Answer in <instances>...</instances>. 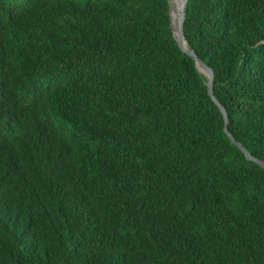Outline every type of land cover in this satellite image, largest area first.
I'll use <instances>...</instances> for the list:
<instances>
[{"label":"trees","instance_id":"obj_1","mask_svg":"<svg viewBox=\"0 0 264 264\" xmlns=\"http://www.w3.org/2000/svg\"><path fill=\"white\" fill-rule=\"evenodd\" d=\"M170 8L0 0V264H264V169ZM185 34L264 161V0Z\"/></svg>","mask_w":264,"mask_h":264},{"label":"water","instance_id":"obj_2","mask_svg":"<svg viewBox=\"0 0 264 264\" xmlns=\"http://www.w3.org/2000/svg\"><path fill=\"white\" fill-rule=\"evenodd\" d=\"M182 3V10H181V15L179 18V24L177 27L174 25V18H173V10H174V5H173V0L172 2L170 1V16H171V29L174 35V38L177 41L178 46L181 48V50L190 56L195 62L198 71L207 79V87L209 91V95L214 101V103L219 107L221 112L223 113L225 120H226V132L230 139L233 141V143L240 148V150L245 154L248 160L256 162L259 164L263 169H264V161L259 160L255 158L241 143H239L235 137L230 133L229 131V117L228 113L225 109V107L222 105V103L216 98L214 94V82H215V73L214 71L206 65L204 61L199 59L197 54L195 53L194 50L190 48L189 42L186 39V34H185V24L187 20V6H188V0H180Z\"/></svg>","mask_w":264,"mask_h":264},{"label":"bare ground","instance_id":"obj_3","mask_svg":"<svg viewBox=\"0 0 264 264\" xmlns=\"http://www.w3.org/2000/svg\"><path fill=\"white\" fill-rule=\"evenodd\" d=\"M174 10H173V18L175 27L179 24V18L182 10V3L180 0H173Z\"/></svg>","mask_w":264,"mask_h":264},{"label":"rangeland","instance_id":"obj_4","mask_svg":"<svg viewBox=\"0 0 264 264\" xmlns=\"http://www.w3.org/2000/svg\"><path fill=\"white\" fill-rule=\"evenodd\" d=\"M172 2V0H170Z\"/></svg>","mask_w":264,"mask_h":264}]
</instances>
